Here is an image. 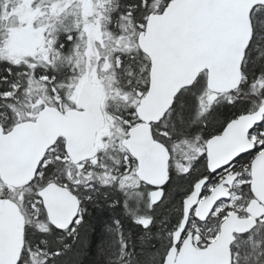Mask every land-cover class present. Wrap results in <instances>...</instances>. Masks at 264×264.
Wrapping results in <instances>:
<instances>
[{
  "label": "snow or ice",
  "instance_id": "6c2138e0",
  "mask_svg": "<svg viewBox=\"0 0 264 264\" xmlns=\"http://www.w3.org/2000/svg\"><path fill=\"white\" fill-rule=\"evenodd\" d=\"M0 264H264V0H0Z\"/></svg>",
  "mask_w": 264,
  "mask_h": 264
}]
</instances>
